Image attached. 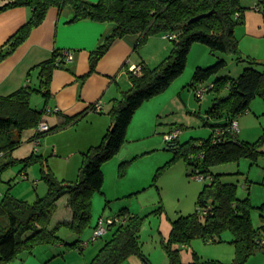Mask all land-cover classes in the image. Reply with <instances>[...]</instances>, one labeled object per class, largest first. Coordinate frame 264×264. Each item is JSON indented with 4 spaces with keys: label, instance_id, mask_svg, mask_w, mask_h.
<instances>
[{
    "label": "trees",
    "instance_id": "16d2710c",
    "mask_svg": "<svg viewBox=\"0 0 264 264\" xmlns=\"http://www.w3.org/2000/svg\"><path fill=\"white\" fill-rule=\"evenodd\" d=\"M3 1L0 14L25 7L32 10V16L9 40L7 49L0 48V63L43 23L51 8L62 11L70 7L75 14L72 22L90 20L116 25L114 32L92 52L90 73L96 71L101 59L127 35H139L141 39L138 47H141L150 37L164 34L169 36L173 47L158 67L151 69L142 65L141 76L130 73L132 88L114 100L109 113L112 125L102 142L83 154V164L76 182L59 181L45 158L36 152L24 159L13 157V152L22 144L24 131L37 129L31 140L38 139L41 142V138L57 129L51 127L49 131L41 132L38 127L44 120L53 74L56 69L64 67V51L56 49L50 59L33 68L39 71L41 78V89L37 91L46 100L44 109L40 111L31 106L33 90L30 86L0 98V161L5 159L0 164V182L3 174L14 166L24 164L27 168L41 163L43 180L49 187L47 195L38 197L33 204L9 193L3 195L0 191V264L13 261L22 251L32 252L38 245L61 244L81 251L88 247L80 239L73 243L66 242L60 237L59 231L65 227L74 234L82 235L90 227L93 196L103 193V166L125 145L137 110L145 102L169 89L185 72L189 54L197 43L209 46L212 52L231 55L238 62L248 63L249 67L238 77L219 76L228 67V61L221 58L215 64L198 67L195 71L191 86L196 89V93L202 86L206 88L205 94L214 91L221 95L225 91L226 96L217 97L208 112L207 125L213 128L210 138L200 139L199 142L191 140L184 144L178 142V139L168 142L177 158H185L194 167L191 176H203L211 181L200 194L199 210L173 222L169 243L165 244V248L172 264H179L180 250L175 249L174 245H189L198 237L206 242L223 243L227 241L224 234L230 232L233 236L231 243L236 245L238 252V260L234 264H245L264 247V239L260 237L264 225L255 228L253 224L252 211L256 207L251 198L240 199L237 184L225 183L224 174L212 172L215 166L237 163L244 158L257 162L262 154L260 147L264 137L257 143L243 142L238 139L239 134H234L230 129L234 120L249 111L256 97L264 98V62L245 57L236 35L237 26L245 22L248 11L255 9L264 14V0H259L253 8L244 5L243 0H100L95 4L85 0ZM213 77L215 79L207 83ZM80 117L68 119L66 124L76 123ZM210 119L217 122L211 123ZM64 197H68L73 220L60 222L51 228L59 201ZM257 209L264 219V204ZM117 219L122 222L116 223L113 220L110 226V230H113L112 238L87 264H124L133 256H140L151 264L142 250L140 219L131 216L127 209L122 210ZM195 264L225 263L214 260L202 262L197 259Z\"/></svg>",
    "mask_w": 264,
    "mask_h": 264
},
{
    "label": "rangeland",
    "instance_id": "374dc122",
    "mask_svg": "<svg viewBox=\"0 0 264 264\" xmlns=\"http://www.w3.org/2000/svg\"><path fill=\"white\" fill-rule=\"evenodd\" d=\"M258 2L259 0H243V4L249 7H255ZM255 15L259 18L254 19L250 16L249 19V16H246L245 22L237 26L236 35L245 57L264 62V14L257 11ZM221 58L228 61V67L219 76L238 77L240 72L249 67L248 63L238 62L231 55L212 52L209 46L197 43L189 54L185 72L169 89L150 100L155 102L149 111L154 110L153 115L156 114L155 111L162 114L160 113L161 115L153 120L148 114L145 118H138L134 122L121 151L104 166L103 193H96L93 196L90 227L82 235L74 234L65 227L59 231L60 237L66 242L73 243L80 239L82 243H88L86 249L83 251L70 249L61 244L38 245L32 252L22 251L17 258L7 264H70L71 261H77L75 264L90 263L113 235V230H110L102 238L93 240L95 228L101 220L107 228L108 222L119 218L124 209L141 221L140 241L143 253L150 263L172 264L165 244L169 243L173 222L181 216H188L199 210L200 194L211 180L198 179L190 175L194 167L189 165L185 158H177L175 151L170 149L166 134L181 129L182 133L178 138L181 144L191 140L199 142L200 139L211 137L213 128L207 125L208 112L215 104V99L226 96V92H222L221 95L214 91L208 92L200 99L191 84L198 67L211 66ZM30 76L33 78V83L28 85L33 90L31 106L41 111L46 106V100L37 91L41 89V78L38 72ZM214 79L215 77L207 83H211ZM47 117L49 116L45 113L44 120L47 121ZM210 122L215 123L217 120L210 119ZM238 123L239 140L249 143L261 141L264 137V98L256 97L249 111L238 118ZM36 132L35 128L23 132L22 144L13 152L14 158L24 159L33 154L35 143L31 139ZM54 135L57 134L44 136L41 138V143L56 137ZM60 135L64 136H58L52 142H67L66 134ZM260 150L262 154L257 162L244 158L237 163L212 168L214 174L225 175L223 182L238 185L240 199L251 198L252 204L256 207L252 211L255 228L264 225L261 212L257 209L264 204V142ZM80 156L83 158L82 154ZM44 158L59 181H78L82 165L76 166L75 153L68 156L57 154L55 151L54 154ZM4 162L5 159H2L0 164ZM42 168L41 163L27 168L24 164H19L7 170L0 182L1 194L9 193L30 204L36 202L38 197L46 196L49 187L43 180ZM57 210L56 217L67 215L64 199ZM54 226H56L55 221ZM224 237L227 241L223 243L206 242L198 237L189 245H174L175 249L180 250L179 264H195L197 259L202 262L214 260L234 264L238 260V252L236 245L231 243L233 236L230 232H226ZM260 237L264 239V230L261 231ZM124 264L149 263L140 256H133ZM245 264H264V247Z\"/></svg>",
    "mask_w": 264,
    "mask_h": 264
},
{
    "label": "crops",
    "instance_id": "0c3cea01",
    "mask_svg": "<svg viewBox=\"0 0 264 264\" xmlns=\"http://www.w3.org/2000/svg\"><path fill=\"white\" fill-rule=\"evenodd\" d=\"M85 1L95 4L100 0ZM3 3L4 1L0 0V5ZM252 11L246 16H249V19L250 16L254 19L259 18L255 15L257 10ZM31 16L32 10L25 7L14 8L0 14V48L7 49L9 40L27 24ZM74 16L70 7L62 11L51 8L43 23L31 32L29 38L19 48L0 63V98L33 83L30 75L38 72L39 76V71H33V68L50 59L56 49L73 53L72 61H65L63 68L55 70L47 104V108L54 111L47 117V122L51 127L57 128L51 134H57L54 135L56 137L66 134L67 142H52L56 137H51L41 143L38 153L43 157L54 154L55 151L57 154L68 156L75 153V164L78 167L83 164L80 155L99 145L112 125V117L109 113L114 100L119 99L122 93L132 88L130 67L136 65H144L151 69L158 67L171 53L173 45L169 38L160 34L150 37L145 44L138 47L141 37L127 35L101 59L96 71L90 73L92 52L114 32L116 25L90 20L72 22ZM153 102L155 101L149 100L137 110L127 137L138 118H145L149 114L148 117L153 120L162 114L155 111L156 114L153 115L154 110L149 111L153 108L151 106H154ZM97 104H101L100 110L95 109ZM77 116L81 117L76 123L66 124L68 119ZM62 199L65 200L67 215L58 218L55 213L51 228L55 227H53L54 221L57 225L60 222L73 220L68 197Z\"/></svg>",
    "mask_w": 264,
    "mask_h": 264
},
{
    "label": "built area",
    "instance_id": "2783aa9c",
    "mask_svg": "<svg viewBox=\"0 0 264 264\" xmlns=\"http://www.w3.org/2000/svg\"><path fill=\"white\" fill-rule=\"evenodd\" d=\"M167 38H169V36H166ZM175 36H173L174 38ZM64 58L66 61H72L74 59L73 53L69 52V51H64ZM130 73L137 75V76H141L143 73V66L142 65H136V66H131ZM206 92V88L204 87H200L197 91V96L202 99L205 95ZM101 109V104H97L96 105V110H100ZM46 115H52L54 113V111L51 108H47L46 109ZM51 129V126L49 125V123L45 120H43L38 127V130L41 132H47ZM234 134H239L240 133V127H239V123L238 120H234L230 129ZM182 130L181 129H176L173 130L172 132H170L169 134L166 135V139L167 141L170 142H174L176 139L179 138V136L181 135ZM35 143V152L38 153L39 152V146L41 145L40 140L36 139L34 141ZM198 179H205L203 176H196ZM113 220L108 222V226L107 228L104 226V221L101 220V222L99 223V225L97 226L94 236H93V240H98L99 238H102L108 231H110V226L113 224ZM116 223H120L122 222V220L120 219H115ZM84 246H88V243H84Z\"/></svg>",
    "mask_w": 264,
    "mask_h": 264
}]
</instances>
